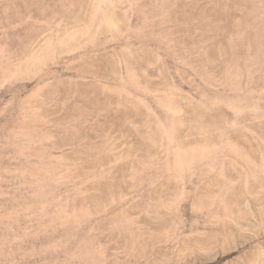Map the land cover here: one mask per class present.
Instances as JSON below:
<instances>
[{
  "label": "rangeland",
  "instance_id": "rangeland-1",
  "mask_svg": "<svg viewBox=\"0 0 264 264\" xmlns=\"http://www.w3.org/2000/svg\"><path fill=\"white\" fill-rule=\"evenodd\" d=\"M0 264H264V0H0Z\"/></svg>",
  "mask_w": 264,
  "mask_h": 264
}]
</instances>
